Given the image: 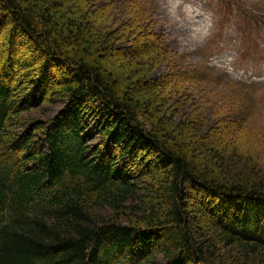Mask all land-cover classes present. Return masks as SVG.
Here are the masks:
<instances>
[{"label": "trees", "instance_id": "16d2710c", "mask_svg": "<svg viewBox=\"0 0 264 264\" xmlns=\"http://www.w3.org/2000/svg\"><path fill=\"white\" fill-rule=\"evenodd\" d=\"M146 16L0 0V264H264V102L207 114Z\"/></svg>", "mask_w": 264, "mask_h": 264}, {"label": "rangeland", "instance_id": "374dc122", "mask_svg": "<svg viewBox=\"0 0 264 264\" xmlns=\"http://www.w3.org/2000/svg\"><path fill=\"white\" fill-rule=\"evenodd\" d=\"M114 1L120 7L134 3L145 10L149 29L162 36L169 48V60L213 81L196 83L192 90L207 114L225 108L231 84L252 91L264 102V0ZM110 13L112 27L125 19L118 11ZM165 70L159 68L155 76ZM255 116L257 123L251 119L250 126L264 128V106ZM256 132L252 137H261ZM240 148L264 155L260 139H248Z\"/></svg>", "mask_w": 264, "mask_h": 264}]
</instances>
